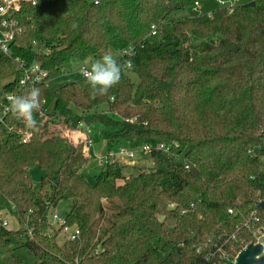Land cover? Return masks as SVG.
Segmentation results:
<instances>
[{
    "label": "trees",
    "instance_id": "trees-1",
    "mask_svg": "<svg viewBox=\"0 0 264 264\" xmlns=\"http://www.w3.org/2000/svg\"><path fill=\"white\" fill-rule=\"evenodd\" d=\"M196 1L23 5V33L0 52V81L11 80L7 94L40 88L42 109L32 131L0 107V264H24L19 248L33 264H233L256 240L243 224L252 211L264 224V0L190 15ZM128 49L138 84L124 73L95 99L78 82L49 87L106 50ZM20 61L41 64L47 79L22 87ZM96 123L108 129V151L150 146L154 171L125 176L112 162L91 184L85 143L72 145L61 128ZM64 200L80 238L60 243L49 217Z\"/></svg>",
    "mask_w": 264,
    "mask_h": 264
},
{
    "label": "built area",
    "instance_id": "built-area-1",
    "mask_svg": "<svg viewBox=\"0 0 264 264\" xmlns=\"http://www.w3.org/2000/svg\"><path fill=\"white\" fill-rule=\"evenodd\" d=\"M45 1L48 0H0V52L7 55L10 54L12 42L15 40L17 35L23 33V28L20 27L17 17L23 5L29 3L32 6H37V5H41ZM217 1L220 7L227 8L230 13L234 12L236 5L240 2V0H217ZM202 9L203 7L200 1H196L192 6L193 11H201ZM208 14L211 15L212 11H210ZM153 29H155V27H153ZM155 34L156 32L154 31L152 35ZM124 54L128 56H132L133 50L132 49L125 50L123 55ZM20 65L24 69V76L20 81V85L22 87H26L27 85H29V83L31 84L43 83L48 77L47 70L43 69L41 64L39 63H33L31 65H27L26 62L20 61ZM9 95L11 94H7V96L4 98L5 104L2 107L4 113L9 112L8 111L9 104L7 100V97ZM66 129H70V128L66 127ZM29 137L30 135H26L24 141H26V139H28ZM93 144H94L93 141H91L89 144L86 145L85 148L86 155H88L86 152L87 148L92 147ZM150 152H151V147L148 145L143 146V148H133L128 144H122L116 147H112L110 151H108V153L105 154V156H101L99 158L98 164L101 167L112 162H118L121 164L120 161L121 159H127V160L130 159L134 161L138 157L144 158L145 156H148ZM95 156L97 155L95 154ZM185 168H188V166H186ZM230 212L232 213V211ZM49 221H51L53 225V229L50 231V233H53L56 229L59 230V233L62 234L64 240L66 238L70 240H78L80 238V230L78 228L70 226L65 220V218H61L57 213H53L49 217ZM262 221L263 219L257 213V211H252L250 213V217L246 219L243 226L248 230H253L256 239H258L259 228L261 226H264ZM4 224L6 225L7 222L4 221ZM223 256L226 257L227 261L230 260V258L227 257L226 253H224ZM224 264H228V263L226 262Z\"/></svg>",
    "mask_w": 264,
    "mask_h": 264
},
{
    "label": "rangeland",
    "instance_id": "rangeland-1",
    "mask_svg": "<svg viewBox=\"0 0 264 264\" xmlns=\"http://www.w3.org/2000/svg\"><path fill=\"white\" fill-rule=\"evenodd\" d=\"M201 5L203 7L201 11L189 10V14L190 15H204V13H209L210 11L220 8L217 0H204L203 2H201ZM125 73H128V75L131 77V79L133 80L135 84L139 83V78L136 74L131 73L129 71H126ZM10 81H11L10 79L0 81V107L4 106L5 104L4 98L7 96V93H4L3 87ZM72 82H78L81 85L85 84L81 74L77 70H75L72 73H67V74L62 75L59 78L52 79L51 81H49V87L52 90H55V89L60 88L62 85L72 83ZM49 108H50L49 112H52L53 108L52 107H49ZM100 110L101 111L106 110V106H101ZM2 116H3V112L0 110V120ZM47 118H48L47 116L44 117V120H46ZM84 126L80 128L78 127V129H75V130L66 129V126L65 127L63 126L61 130H62V133L66 136V139L69 138V140L72 141V142L70 141L72 145L76 146L79 143L84 142L85 143L84 151H85L86 145L89 144L91 141H93L94 143L93 146L87 148V151H86L90 157L89 163L83 168L82 172L86 176L87 180L91 184H94L96 182L97 176L101 172L100 171L101 166L98 164L99 158L101 156H105L106 154L105 150L106 148H108L107 141L103 138L105 131H107L108 129L100 123H96L91 127L87 125H84ZM95 154L97 156H95ZM125 160L127 159L120 160L122 164V170L124 171L125 176L131 175V174L137 175L142 171L141 169H143L144 167L148 171H154L153 161L149 155L145 156L142 159L140 157L136 158L134 160L136 162V165L132 167L125 166L129 162L132 163V160L128 159L127 162H124ZM262 160L264 162V157L262 158ZM32 173L34 174L35 186L38 187L40 184V180L42 176L44 175V173L39 168H35ZM72 205L73 204L71 200H64V202L60 203L58 207L52 208L50 215H52L53 213H57L61 218H65V216L69 213ZM7 220L9 222V224L7 223L8 226H10L11 224H14V226L16 227V223L14 220L10 218H8ZM58 237H59L58 238L59 242L63 243L64 237L62 236L61 233H59ZM16 254H18L19 256L23 258L24 264H33L36 261V258L35 257L33 258L29 254H27L23 248L17 249Z\"/></svg>",
    "mask_w": 264,
    "mask_h": 264
},
{
    "label": "clouds",
    "instance_id": "clouds-1",
    "mask_svg": "<svg viewBox=\"0 0 264 264\" xmlns=\"http://www.w3.org/2000/svg\"><path fill=\"white\" fill-rule=\"evenodd\" d=\"M75 27V25H74ZM134 64L125 59L123 54L115 56L111 51H104L101 57L91 63H83L76 70L83 77L90 97L106 96L122 80L126 71H131ZM8 111L24 126L32 131L38 129L36 115L41 112V89L26 88L22 94H11L7 97Z\"/></svg>",
    "mask_w": 264,
    "mask_h": 264
},
{
    "label": "water",
    "instance_id": "water-1",
    "mask_svg": "<svg viewBox=\"0 0 264 264\" xmlns=\"http://www.w3.org/2000/svg\"><path fill=\"white\" fill-rule=\"evenodd\" d=\"M257 206L264 210V200L258 201ZM161 220H164L163 216ZM233 264H264V226L259 228V238L249 242L235 257Z\"/></svg>",
    "mask_w": 264,
    "mask_h": 264
},
{
    "label": "crops",
    "instance_id": "crops-1",
    "mask_svg": "<svg viewBox=\"0 0 264 264\" xmlns=\"http://www.w3.org/2000/svg\"><path fill=\"white\" fill-rule=\"evenodd\" d=\"M107 152H108V148H106V150H105V153H107ZM141 159H142V158H141ZM124 162H127V161L125 160ZM135 165H136V162H135V161H132V163L129 162V163H128L127 165H125V166H127V167H128V166H131V167H132V166H135ZM121 166H122V164H121ZM143 169H144V168H143Z\"/></svg>",
    "mask_w": 264,
    "mask_h": 264
}]
</instances>
